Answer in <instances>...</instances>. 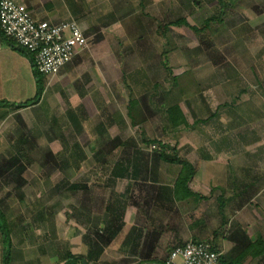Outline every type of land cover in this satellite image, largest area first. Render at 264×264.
<instances>
[{
  "label": "rangeland",
  "instance_id": "374dc122",
  "mask_svg": "<svg viewBox=\"0 0 264 264\" xmlns=\"http://www.w3.org/2000/svg\"><path fill=\"white\" fill-rule=\"evenodd\" d=\"M136 3L123 6L119 11L123 16L113 24L104 25L101 23L107 20L106 12L112 17L117 12L92 5L90 16L95 25L89 28L83 24L84 30L81 28L87 45L66 64L70 66L75 59L77 72L62 81L45 77L44 90L37 103L16 106L36 93L35 79L28 73V61L24 64L17 60L20 72L28 73L22 88L16 86L18 78L7 84L0 82V99L14 101L0 107L1 166H5L9 156L19 152L18 148L23 153L13 172L0 169V207L11 230L15 264H37L36 257L43 261L42 249L50 254L59 245L69 244L66 232L57 235L54 230L56 222L68 219L67 214L71 215L73 209L70 208L73 194L63 188L68 183H80V179L85 183L89 179L71 166L54 169L47 161V152L71 162L74 143L95 148L98 142L111 147L124 146L128 156L137 155L146 167L148 163H155L152 153L161 150L158 142L166 145L163 150L166 154L194 159L196 164L211 156L214 166L210 169L206 162L208 174L199 175H208L209 180L202 187H195L206 192L211 188V201L189 198L187 206L166 204L162 211L167 214L168 207L174 208L176 214L171 219L178 220L180 229L190 225L207 232L200 238L209 239L224 249L225 260L264 264V0H163L150 6L141 3V8ZM179 18H185L188 25L168 24ZM6 76L0 73V81ZM156 83L158 87L154 89ZM174 101L185 119L184 124L178 123L176 127L167 122L164 113L165 105ZM71 112L81 125L80 132L69 120ZM109 120L112 124L107 125ZM101 124L107 125V136L95 133ZM190 143H194V151ZM219 149L222 153L217 152ZM118 153H108L109 159H116ZM160 164L161 178L168 183L181 172V164ZM138 166L139 163L135 172ZM145 169L144 177L151 178V170ZM85 186L81 184L77 194L86 204ZM125 186L129 187L125 183L120 189ZM135 186L142 190L130 194L127 203L137 195L145 198L143 185ZM56 189H62L55 192L59 193L58 200L57 196L54 200ZM217 190L223 193L220 201L215 199ZM96 192L98 196L108 193V199L113 195L111 188ZM41 208L42 226L51 235L47 232L41 236L40 221H34ZM203 208L205 211L201 214ZM221 208L225 214L218 216L217 210ZM205 213H209L207 218ZM232 213H239L234 219L250 220L245 224L249 225L246 230L231 226ZM163 216L162 213L152 215L159 217L152 222L154 231L165 228ZM138 222L129 230L131 235L127 233L129 237H135L138 225H144V221ZM201 222H207V229L200 227ZM31 227L37 231L34 233ZM255 227L261 228L259 237ZM150 235L155 234L150 232ZM129 237L123 243L124 251L132 248L128 245ZM180 237L177 235L178 240L168 245L161 243L153 247L150 260H164L171 246L188 240ZM90 238L93 243L97 242L96 238ZM149 238L144 234L145 246ZM224 245H229L228 249ZM3 248L0 233V264ZM259 248L262 254L256 256ZM144 251L148 254L147 249ZM116 253L114 263L121 264ZM9 264H13L12 260Z\"/></svg>",
  "mask_w": 264,
  "mask_h": 264
},
{
  "label": "crops",
  "instance_id": "0c3cea01",
  "mask_svg": "<svg viewBox=\"0 0 264 264\" xmlns=\"http://www.w3.org/2000/svg\"><path fill=\"white\" fill-rule=\"evenodd\" d=\"M17 1L23 3L28 8V10L33 15V17L37 19H45V20L53 21V22L73 19L84 30L83 24L88 25L89 28H93V26L95 25L96 21L92 20L90 16V9L92 5L94 4L96 5H94L93 7L99 6L101 8H104L106 11H108V9L111 8L117 12L116 16L114 17L111 16V13L107 15V12H106L104 17L107 20H103L101 23L102 25H104V24H113V22H117L119 18L123 16L119 14V11L122 10L123 6L129 5L132 2L133 3L137 2L134 5H137L139 8L141 6V3L143 4L146 2L147 6H150V5H153L154 3L159 4L160 1H163V0H144V1L143 0H17ZM122 14H125V13H122ZM17 60H19L21 63H24V64L26 61H28L30 65V70H28V73L30 74V77H32L33 74H31L32 73L31 70L33 69H32V65H31L29 58L28 57L24 58L23 55H20L18 51L12 48L11 45H9L2 37H0V73H2V75H5V74L7 75L5 78H1L2 80L0 82L7 84L9 80H16V78H18L19 83L16 86L19 88H22V86L26 83V77H28V73L26 74L25 71L24 73L20 72L21 70H19L17 67L18 66ZM75 61H76L75 59L72 60L71 63L69 64L70 66H67L65 64L56 75L50 78L51 79L56 78L59 81L60 80L62 81L63 79H67L68 77L72 76L74 72H77V70H75V64H73L75 63ZM60 84L62 85V83ZM33 88H34V91L36 92L35 83H33ZM5 100H6L5 98L0 99V101L5 102L7 106L11 105L14 102V101L13 102L5 101ZM107 132L104 131L103 133H101V135L98 133V131H96L95 133L100 136L102 135L107 136L106 134ZM98 143L99 144L95 148L92 147V145H90L88 148H85L82 145L81 150L85 153V159L79 162L74 160L73 164L69 165L73 167V169H78V171L81 170L82 173H85L89 177V179H87L85 183L82 181V179H80V183L71 182V183H68L67 185H65L64 183L58 182L59 185L63 186L64 184L66 186V189L64 187L63 190L71 191V193L73 194V201H72L73 204L70 205V208H73L71 215L67 214L68 219H66L64 222H56L54 226V230L57 235L59 234L61 235V233L63 232L67 233V237L65 238L68 239L67 241L69 242V244L68 243L66 245L63 244L62 247L59 245V247L54 249L55 251H53L50 254H45L46 250L42 249V251L40 252V256L43 257V261L41 262L40 257H36L35 259H37V264H64L67 261L69 256H83V257L87 256L89 253V250L91 249L89 243L92 240L90 237L96 238V233H101L104 227L107 225V222L109 219V212L107 208L109 204L110 206L111 205L113 206V210L117 208V204L123 205L124 207L123 226H122V229L119 231V234L116 235L115 238H113L103 247V251L98 257V261L97 262L95 261V264H104V263L115 264L114 263L115 260L113 256L117 255L116 252H118V255H119V257L117 258L119 260L117 261L121 262V264L122 263H125V264H130V263L131 264H135V263L136 264H145V263L153 264V261L150 260L151 258H153L152 257L153 247L156 248L161 243L163 245H168L171 242L173 243L176 240H178L177 235H181L185 239L186 238L189 239L191 237L200 238V237L207 235V232L199 228H196V227H190V225L189 227H184L183 225L182 229H180L177 226L178 220L175 221V218L174 220L171 219V217L175 216L176 214L174 211V208L172 209L168 207L167 214L164 213L162 210L166 204L168 206L170 204H174V205L183 204L187 206V201L189 198L190 200H192L193 198L196 199V197L193 195L192 196L186 195L185 194L186 189L189 191H192L193 194H198L199 196H201V199H202L201 201L203 202L211 201L210 192H209L212 190L211 188H209L207 192L206 190L203 191L202 189H198L199 191L195 190V187L196 188L202 187L201 184L203 183L205 185L207 180H209L208 178H206V176L208 175H205L204 177H199V175H204V173L208 174V171L214 166L213 163L211 162L212 161L210 158L211 156L205 157V159H203L199 164H196V161H194V159L183 158L192 164L194 168V174L192 175V177H190V179L187 180L185 189H182V186H179L180 191H177L175 190V186L177 185L176 182L178 180L179 174L175 175L174 177H171L170 183L164 181L161 178V175L163 173L161 172L162 165L160 164L161 162L168 163V164H176V163H169V162L160 160L159 158L160 151H153L152 157L155 160V163L151 165L150 163H148L149 162L148 160V162H146L148 163V166L146 167V166H143V164L140 162L141 159L137 155L128 156L126 152L127 148H125L124 150V146L118 145V146L111 147V144L110 146H106V145L100 144V142ZM189 146H191V149H193L194 151L195 149L194 143H190ZM109 148L111 149L109 150ZM117 151H119V153L116 159L110 160L108 157V153L110 152L117 153ZM132 152H135V151L133 150ZM217 152L222 153L220 149ZM128 153H131V152H128ZM122 154H124V156ZM56 158L58 159V157ZM206 162L209 163L208 167H210V169L205 166ZM115 163H119L124 168V170H125L126 165H129L130 166L129 171L132 170L130 171L132 172V174H130L128 177L126 175L123 178L122 177L115 178L111 174L112 167L113 165H115ZM138 163H139V166L138 168H136L137 172H135L134 168L137 166ZM148 167H149V170H151V174H152L151 178L144 177V174L147 171L145 168H148ZM200 169L203 170V172H201ZM154 173L156 174L155 177L153 176ZM143 178L145 181L142 180ZM119 183H122V184H119ZM125 183L129 187L127 188V186H125L126 189L125 188L120 189L121 186L124 185ZM137 183L140 185H143L145 198L142 199V196L137 195L133 197L135 199L134 201H130L129 203H127V201L129 200H126V198L128 196L130 198V194L134 193L136 190H139V191L142 190L135 186V184ZM81 184L86 185L85 186L87 190L86 192H88V195H87L88 203L86 204L83 202V199L80 197L81 195L77 194V192H80L81 187L84 188V186L80 187ZM105 184L107 186L105 188H111V192L113 194L112 197H110L109 199H108V193H107L108 191L106 192L107 193L106 195L102 193L101 196H98L96 192L98 189L100 190L105 189L104 188ZM59 191L61 192L62 189H58V190L56 189V191H53L54 200L56 199V196H57V200L59 199V193H57V195L55 193ZM217 192L218 194H216L215 199L217 201H220L223 199V196H222L223 193L222 191H219V190H217ZM212 206L213 205H211L210 207ZM202 207L204 206L202 205ZM205 207L209 208L208 205H206ZM42 210H43L42 208L39 209V215L37 218H34V221L36 222L37 219L40 221L39 226L40 228H42V230H40L41 236L46 235L47 232L49 233V235H51L48 228H46V226L45 228L44 226H42V223H43L42 221L44 218V215L42 218V212L44 213V211ZM202 210L203 211L201 212V214L205 211V208H203ZM217 211H218V216L221 215V213L225 214V212L223 213L222 208ZM160 213L164 214L161 221L165 219V221H163L164 222L163 225L165 226V228L164 227L161 228L160 229L161 231L160 230L154 231V229H152V222L158 221L159 217H152V215L156 214L159 216ZM238 214L239 213H236V214L232 213L231 216H229V218H233V220L230 221L231 226L237 227L239 229L241 228V230L244 231L249 226V225L246 226L245 224H248L250 220L246 218V222L245 221L243 222L240 219H234L235 217H238L237 216ZM206 215L208 217L209 213H205L204 217H206ZM5 218H6V223H8L7 216H5ZM179 219H180V222L186 223L183 220V218H179ZM143 221H144V225L143 226L138 225L137 227L138 230L140 229L139 237H137L136 239L131 238V236L129 237L127 233L128 234L130 233L131 231L130 229L132 228V225H134L137 222L143 223ZM156 224H159V222H157ZM67 225L70 226L69 227L70 230L67 229L68 228ZM200 225H201L200 226L201 228L205 227L204 229H207V222H201ZM11 227H14V226L11 225ZM147 227H151V229H148ZM31 230L34 233L37 231L34 227H31ZM179 230L181 232H178ZM254 230H255L256 237L257 236L259 237V235L261 234V228L258 229L257 227H255ZM68 231L69 233L71 232L70 236L68 234ZM9 232H10V238H11L12 236L11 230H9ZM150 232L154 233L155 235H150ZM144 234L146 235L148 234V236H150V238L148 239L149 242L148 241L146 242L148 246L144 245V242H145ZM54 237H55L54 239H57L56 236ZM126 237L130 238V244L128 245L129 246L131 245V247H133L128 251L127 250L124 251V248H123L124 246L123 243ZM160 239H162V241ZM13 244L14 243L12 242V238H11L10 247H9V263L12 260L13 264H15L16 263L15 261H17V258H16V255H14V253L12 256ZM228 246L224 245V247L227 249H228ZM172 247L173 246H171L170 248ZM107 249L109 252H107ZM145 249H147L148 254H144ZM220 249L222 248L220 247ZM121 250H122V253H121ZM223 250L224 249H222V251ZM262 251L264 252V246H263ZM3 252L4 250L2 249V253H1L2 257H3ZM261 252H259L257 255L262 254ZM26 253L27 252H25V254ZM122 257L124 260L121 259ZM24 264H28V263H24Z\"/></svg>",
  "mask_w": 264,
  "mask_h": 264
},
{
  "label": "built area",
  "instance_id": "2783aa9c",
  "mask_svg": "<svg viewBox=\"0 0 264 264\" xmlns=\"http://www.w3.org/2000/svg\"><path fill=\"white\" fill-rule=\"evenodd\" d=\"M0 30L18 46L33 54L36 70L50 78L81 52L87 38L73 20L37 19L17 0H0ZM165 264H226L223 251L207 240L188 239L173 246Z\"/></svg>",
  "mask_w": 264,
  "mask_h": 264
},
{
  "label": "trees",
  "instance_id": "16d2710c",
  "mask_svg": "<svg viewBox=\"0 0 264 264\" xmlns=\"http://www.w3.org/2000/svg\"><path fill=\"white\" fill-rule=\"evenodd\" d=\"M168 24H170V25H188L185 18L176 19L174 21H171ZM193 29L199 31V29H197L196 27ZM0 37H2L16 51L25 54L29 58L31 65H32V69H33V77L35 79L36 93L31 99L26 100L24 102H21L19 104H16V106L18 108L24 107V106L27 107V106H30V105L37 103L40 100V97H41L43 90H44V78H45V76H43L42 74H40L36 70L34 62H33V54L31 52L27 51L26 49L18 46L11 39L7 38L1 30H0ZM155 87L156 88L158 87L157 83L154 85V89H156ZM6 106H7V104L5 102L0 101V107H6ZM164 113H165V118H166L167 122L173 127H176L178 123L184 124V122H185L184 117H182L181 108L176 101H174L172 104H170L168 106L165 105ZM69 120L72 122L73 126L75 127L74 129H77V131L80 132L81 125H80L78 119L74 116V112H71ZM110 124H112V123L109 120L107 125H110ZM107 125L105 126V125L101 124L99 126L98 132L103 133L104 131H106ZM158 143L161 146V150L159 153L160 160H163V161L169 162V163L181 164V172L179 173V177H178V180L176 182L177 185L175 186V190L180 191L179 186H182V189H185L187 180L190 179V177H192V175L194 174V168H193L192 164L185 159H181L179 157H173V156H170L169 154H166L163 151L164 148H166V145L162 142L161 143L158 142ZM73 145H74V148L72 147V152H70L72 155L73 161L74 160L77 162L83 161V159H85V153L81 150V146H79L77 143H74ZM68 149H69V147L66 149V152L68 151ZM18 151L19 152H17V153L15 152L14 155L9 156L7 158V160L5 162V166H1L2 164H0V166H1L0 169L5 168L8 170V172H11V171L13 172V169L15 168V164L17 162H21V160L23 159L22 158L23 157L22 149L18 148ZM50 154H51L50 152H47V161H49V163H51V165L54 169H63L64 170L66 166L73 164V161L68 162L66 158H62V159L58 160L53 155H50ZM66 155H69V152L66 153ZM129 168H130V166L126 165L125 170H124V168L119 163H115V165H113V167H112L111 174L115 178H120V177L123 178L126 175L128 177L130 175ZM185 194L188 196L193 195L195 197L201 198V196H199L198 194H193L192 191H189L187 189H186ZM107 210L109 212V219H108L107 225L104 227V229L102 230L101 233H96V239L100 244L98 242L93 243L91 241L89 244L90 245L92 244L94 247H91L92 245L90 246L91 249L89 250V253L87 256H85V257H83V256H69L67 261L64 264H88L90 261H92L93 263H95V261L96 262L98 261V257L102 253L103 247L109 241H111L113 238H115L116 235L119 234V231L122 229V226H123V210H124L123 205L117 204V208L115 210H113V206L112 205L110 206V204H109ZM139 230H137L135 232L136 236L135 237L131 236V238L133 237L134 239H136L137 237H139ZM0 232H1V236H2V242L4 245L2 264H9V247H10L11 238H10V232H9V230L7 228V224H6L5 213L1 207H0ZM131 233L132 232H130L129 235H131ZM191 239L194 241L207 240L213 244V242L209 239H201V238H191ZM186 241L187 240H185L183 243L177 244V245H182ZM170 249L168 250V252L170 251ZM259 252H261V248H259V251L256 253V255ZM223 260L226 264H242L241 260L227 261L224 259V257H223ZM153 262H155L157 264H165L164 260H160V261L153 260ZM104 264H106V263H104Z\"/></svg>",
  "mask_w": 264,
  "mask_h": 264
}]
</instances>
